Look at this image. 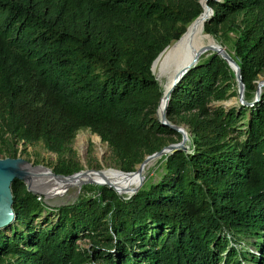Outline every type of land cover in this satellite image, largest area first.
Listing matches in <instances>:
<instances>
[{
	"label": "trees",
	"instance_id": "obj_1",
	"mask_svg": "<svg viewBox=\"0 0 264 264\" xmlns=\"http://www.w3.org/2000/svg\"><path fill=\"white\" fill-rule=\"evenodd\" d=\"M208 3L205 32H236L227 51L254 102L264 0ZM202 12L200 0H0V155L37 141L60 153L89 128L131 171L181 141L157 119L162 88L150 67ZM206 54L166 107L169 121L190 126L191 149L158 158L161 178L131 196L91 184L83 189L92 196L50 206L14 179L15 220L0 228V264H264V88L253 105L212 108L239 97V86L226 59ZM76 168L60 160L53 170Z\"/></svg>",
	"mask_w": 264,
	"mask_h": 264
},
{
	"label": "rangeland",
	"instance_id": "obj_2",
	"mask_svg": "<svg viewBox=\"0 0 264 264\" xmlns=\"http://www.w3.org/2000/svg\"><path fill=\"white\" fill-rule=\"evenodd\" d=\"M235 37H236V32L234 30L227 29L223 32H220L219 39L216 37L215 38L219 43H221L226 48V51L228 50L229 52H231ZM210 54L211 53L206 54V57L209 56ZM155 73H158V67ZM257 86H258V90L256 92L255 98L257 97V93L259 89L263 91V88H264V70L258 77ZM241 104H243V102L240 97H230L229 99L223 100L222 102L214 101L210 103V106L212 108H216L220 105H223L225 106V108H227V110H229L233 107H238ZM170 122L174 123L175 125L183 127L187 131V138L186 140L182 139L179 142H170L169 144L174 143L178 145L179 147L178 150L179 149H183L186 151L190 150L191 145H192V139L194 138V135L191 131L190 126L182 122L178 118H175V120H172ZM18 146H19V151L16 156L18 159H21L29 163L32 167H45L47 168V170H51L52 173L55 175H57V173H55L53 169L59 163L60 160L68 162L69 165L75 164L77 168L75 172L73 173L86 171V170L100 172V171H103L104 169L105 170L103 172H106V170H112V169L123 171L119 167L118 163L116 162L115 155L113 154L108 143L103 141L96 132L92 131L89 128L79 129L75 133L74 137L69 142V144L60 153H56V152H52L48 150L45 147L43 141L28 143L26 145L19 144ZM5 157H8V156H5L4 154L0 155V158H5ZM146 165H149V166H147V168L145 169V172L143 173L144 179L142 181L141 186L144 184L157 182L161 178L164 172V161L159 162L158 158L150 161ZM137 168H138V164L134 167L133 170L124 171V172H132V171L137 170ZM57 177H60V176H57ZM18 179L22 180L23 183L28 188L30 187L24 178H18ZM91 184H94V183H85L83 185L89 186ZM83 185L81 187H72L69 190L61 192L58 195L53 196V197L45 198L43 195L42 196L45 200L48 201V204L50 206H55L58 204L72 201L76 199L79 195L92 196L93 191L84 190ZM43 217L44 216L37 218L35 222L42 221ZM50 217H52V215ZM14 220L15 219H13L12 222ZM244 242L248 244L246 240ZM78 243L83 247H87V248L89 247L88 239L78 240ZM248 246L249 248L254 249L251 242H249Z\"/></svg>",
	"mask_w": 264,
	"mask_h": 264
},
{
	"label": "water",
	"instance_id": "obj_3",
	"mask_svg": "<svg viewBox=\"0 0 264 264\" xmlns=\"http://www.w3.org/2000/svg\"><path fill=\"white\" fill-rule=\"evenodd\" d=\"M208 1L209 0H200V3L203 7V12L187 26L186 31L180 36L179 39H177L175 42H172L171 44H168L158 53V55L152 61L150 67L152 74L154 75L156 81H158L159 85L162 88V96L159 101L158 108L156 110L157 119L161 124L180 131L183 135V140H186L187 138V131L183 127L171 123L166 118V107L172 90L175 89L177 84L188 73V71L198 64V62L200 61L201 57L204 54L209 52L210 53L216 52L227 60V62L235 71L236 79L239 86L238 88L239 97L241 98L243 104L253 105V103L257 102L260 99L262 94V91L259 89L257 93V97L254 99V102L246 101L245 85L241 75V68L239 64L236 62V60L227 53L225 47L217 40H216L217 43L214 45L192 46L195 25L201 19H204V22L206 23L207 21L210 20V18L214 14V9L209 5ZM158 64H159L158 73H155L154 70L156 65ZM159 76L162 77L163 79L162 84L159 80ZM164 95H165V101L162 105V113L160 116L159 107L161 106V102ZM178 148H179L178 145L174 143L166 145L160 151L145 156L143 161L138 164L137 169L141 170L150 161L156 158H160L162 155H166L167 153L174 152L178 150ZM18 161H21V159H18L17 157L0 158V228H4L5 226L9 225L10 222L15 217L12 208L13 199L11 192V183L14 179L22 178L19 175L12 173V168L15 166V164ZM124 173H128V172H124ZM73 174H68V175L57 174V175L69 176ZM143 179L144 176L142 175L139 184L133 190L127 192L126 195L131 196L132 194H134L140 188ZM99 185H106L116 190L112 185L107 183H100ZM27 189L32 191L33 193L36 194L39 193L40 195H43L45 198H48L45 194L41 192H37L31 189L30 187L29 188L27 187Z\"/></svg>",
	"mask_w": 264,
	"mask_h": 264
},
{
	"label": "bare ground",
	"instance_id": "obj_4",
	"mask_svg": "<svg viewBox=\"0 0 264 264\" xmlns=\"http://www.w3.org/2000/svg\"><path fill=\"white\" fill-rule=\"evenodd\" d=\"M216 43L215 37L205 32V22L204 19H201L194 27L192 46L214 45ZM158 66L159 64L156 65L155 72ZM159 80L162 84V77L159 76ZM164 101L165 95L159 107L160 116ZM147 166L149 165H145L141 170L137 169V172L124 173L117 169L106 170V172H103L105 169L100 172L86 170L69 176L57 177L58 175L53 174L51 170H47L45 167H32L27 162L21 160L12 168V173L24 178L31 189L41 192L47 197L56 196L72 187H81L85 183H94L97 185L100 183H107L112 185L120 195H125L139 184L141 176L145 172Z\"/></svg>",
	"mask_w": 264,
	"mask_h": 264
}]
</instances>
